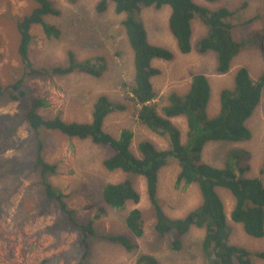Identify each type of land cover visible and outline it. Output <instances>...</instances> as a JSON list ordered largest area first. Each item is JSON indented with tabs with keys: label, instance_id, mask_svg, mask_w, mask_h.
Wrapping results in <instances>:
<instances>
[{
	"label": "rangeland",
	"instance_id": "1",
	"mask_svg": "<svg viewBox=\"0 0 264 264\" xmlns=\"http://www.w3.org/2000/svg\"><path fill=\"white\" fill-rule=\"evenodd\" d=\"M50 1L59 13L44 16V21L57 28L59 37H46L39 25L32 26L28 46L30 63L41 68L68 65V53L71 52L79 62L91 58L102 59L104 70L99 77L80 71L27 77L21 89L30 97L46 102L44 107L38 108V113L45 118L59 116L64 121L85 122L91 118L96 98L104 95L113 103L122 105V109L105 118L103 127L107 133L118 137L123 129L130 130L133 133L131 149L134 153H137V145L143 140L150 141L157 149H167L168 143L163 136L138 122L135 115L137 106L128 97L133 84L134 65L133 51L121 23L124 14H116L112 2H108L104 12L97 13L95 6L98 0ZM195 1L215 11L220 7L235 10L245 0ZM247 1V6L243 10L238 9L229 21L234 24L233 37L246 39L249 45L234 57L229 72L225 74L215 71L214 51L198 53L192 49L186 54L179 52L167 25L170 14L168 6L158 9L141 7L138 15L145 26L148 41L173 53L171 60L152 61V65L159 69V74L151 79L157 93L153 104L158 111L166 105L170 92L184 94L192 75L201 73L209 81L211 95L207 114L212 116L218 111L219 92L233 86L236 68L247 67L253 80L264 73V0ZM32 7V0H0V85L5 86L22 74L16 51L14 22L16 17L28 13ZM255 15L257 17L252 22L241 24ZM205 31L199 19L191 21L192 47ZM29 107V98L13 100L0 95V264H135L139 254L151 255L160 264H210L200 251L203 229L192 227L180 237L178 249L171 247V235L154 232V218L143 177H133L134 187L140 195L139 202H127L120 210L112 208L103 201L102 187L108 182L121 181L125 175L118 170L109 172L103 167L102 160L109 155V151L89 139L69 138L55 130L41 129L39 139L43 144V158L48 163L56 164V171L49 174L48 182L64 195L68 208L75 211L78 221H93L95 235L89 237V254L82 260L83 250L78 244L80 230L64 226L67 217L56 201L46 203L44 206L49 210L36 215L39 212L36 209L37 201L40 203L38 198L45 195L37 183L33 167L36 141L26 119ZM172 122L180 130L181 141L186 142L185 118L176 117ZM247 124L252 139L238 143L208 142L202 158L210 165L223 167L229 161L226 155L230 149H249V156L241 161L242 167H249L244 170V175L258 177L264 184V172H259L264 159V87L260 102ZM7 158H14L18 162L15 175L5 174L4 160ZM177 173L178 164L170 159L158 174L157 196L163 211L170 218L184 216L200 202L195 184L176 186ZM217 192L223 201L230 230L228 243L252 253L264 252V235L260 238L247 235L241 224L230 219L234 205L231 193L220 187ZM132 208H139L145 218L144 232L140 237L133 236L124 223L126 214ZM19 211L22 212L17 219L23 221L17 224L14 216ZM25 211H28L26 216L36 214L26 218L23 215ZM108 234L124 235L135 247L126 250L118 243L109 242L103 237ZM251 258L253 264H264V258Z\"/></svg>",
	"mask_w": 264,
	"mask_h": 264
},
{
	"label": "trees",
	"instance_id": "2",
	"mask_svg": "<svg viewBox=\"0 0 264 264\" xmlns=\"http://www.w3.org/2000/svg\"><path fill=\"white\" fill-rule=\"evenodd\" d=\"M32 2L34 7L14 22L17 33L16 51L22 65V74L5 86L0 85V95H6L13 100L23 97L30 99L26 119L36 141L33 167L37 175V183L43 188L44 195L47 197L38 198L40 203L37 201L36 209H39V212L35 214L39 215L49 210V207L44 205L49 201H56L67 217L64 226L76 227L80 230L81 237L78 244L83 250L81 259L87 257L88 239L95 235L93 221H78L75 211L68 208L64 195L47 180L49 174L56 171V164L44 160L39 130H55L69 138L89 139L92 143L107 149L109 155L102 160L103 167L109 172L118 170L124 173L125 177L121 181L103 185L102 198L106 205L120 210L127 202L138 203L140 195L134 187L133 177L144 178L146 195L154 218L153 230L160 235H171L172 248L178 249L180 237L195 227L204 231L200 251L203 258L210 264H253L252 256L264 258V252L252 253L243 247L228 243L230 230L226 222L223 201L217 192V188L220 187L231 193L234 205L230 211V219L241 224L247 235L255 238L264 235V184L258 177H246L244 170L249 167L241 166V161L250 153L238 147L230 149L226 155L229 161L223 167L210 165L202 158L203 149L208 142L238 143L251 138V131L246 121L260 102L264 87V73L253 80L247 67L236 68L233 86L223 88L219 92L218 111L212 116L207 114L211 95L209 81L201 73L192 75L184 94L170 92L167 95L166 105L158 111L153 104L157 93L151 79L159 74V69L152 65V61L171 60L173 53L165 47L153 45L148 41L145 26L138 15L141 7L152 6L158 9L168 6L170 14L167 25L179 52L186 54L192 49L198 53L214 51L215 71L217 74H225L229 72L233 58L249 45L248 40L233 37L234 24L229 21L238 9L243 10L247 6L248 1L245 0L235 10L220 7L211 11L198 5L194 0H98L95 6L97 13L104 12L108 2H112L114 12L124 14L121 23L133 51L134 65L133 84L129 88L130 96L128 97L137 106L135 114L137 120L150 131L163 136L168 143L167 149L160 150L150 141L143 140L137 145V153L131 149L133 133L130 130L123 129L118 137H113L103 127L105 118L110 113L122 109L121 104L113 103L106 96L100 95L92 105L90 120L64 121L59 116L53 118L41 116L38 108L46 105L45 100L30 97L21 89L27 77L65 75L73 71L99 77L104 70L102 59L91 58L79 62L74 59L71 52L68 53V65L51 68L34 67L28 59V46L31 40L29 30L32 25H39L46 37H59L57 28L44 21V16L58 15L59 11L50 0H32ZM256 17L257 15L241 24L247 25ZM196 18L203 24L206 31L192 47L191 21ZM251 39L254 40L253 37ZM180 116L185 118L187 126L184 143L181 141L180 130L172 122L173 118ZM170 159L178 164L176 186L195 184L200 194L199 204L184 216L177 218H170L165 214L157 196L159 171ZM14 160L16 159L4 160L6 175H15L14 171L18 162ZM259 172H264V159ZM14 190L15 188L12 192ZM21 212L19 211L14 219H17V216L20 217ZM27 214L28 211L23 212L26 218L35 216V214L26 216ZM22 221L17 219L16 223L19 224ZM144 221V215L139 208H132L124 218L127 230L135 237L143 234ZM103 237L109 242L120 244L126 250H132L135 247L124 235L108 234ZM79 264L83 263L79 262ZM135 264H160V262L151 255L139 254Z\"/></svg>",
	"mask_w": 264,
	"mask_h": 264
},
{
	"label": "crops",
	"instance_id": "3",
	"mask_svg": "<svg viewBox=\"0 0 264 264\" xmlns=\"http://www.w3.org/2000/svg\"><path fill=\"white\" fill-rule=\"evenodd\" d=\"M195 1V0H194ZM196 2V1H195ZM199 5V4H198ZM201 6H203V5H201ZM205 7V6H204ZM17 18H20V17H16V19ZM32 26H34V25H32ZM31 26V27H32ZM31 29V28H30ZM29 32H30V30H29ZM31 35V34H30ZM241 52V51H240ZM240 52L238 53V54H240ZM233 60H234V58H233ZM250 74V73H249ZM262 95V94H261ZM255 111V110H254ZM253 114V113H252ZM247 122H248V120L246 121V125H247V127H248V124H247ZM251 139H252V133H251ZM245 142V141H244ZM242 149H244V148H242ZM248 149V148H247ZM246 150V149H245ZM248 152H249V149H248Z\"/></svg>",
	"mask_w": 264,
	"mask_h": 264
},
{
	"label": "bare ground",
	"instance_id": "4",
	"mask_svg": "<svg viewBox=\"0 0 264 264\" xmlns=\"http://www.w3.org/2000/svg\"><path fill=\"white\" fill-rule=\"evenodd\" d=\"M9 131V130H8ZM28 162V161H27ZM32 162V161H31Z\"/></svg>",
	"mask_w": 264,
	"mask_h": 264
}]
</instances>
